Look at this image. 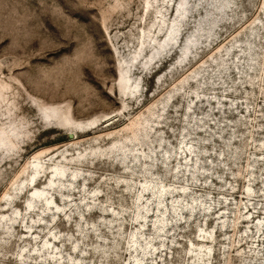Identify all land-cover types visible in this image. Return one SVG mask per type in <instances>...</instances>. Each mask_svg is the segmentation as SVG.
I'll return each mask as SVG.
<instances>
[{
	"label": "rangeland",
	"instance_id": "rangeland-1",
	"mask_svg": "<svg viewBox=\"0 0 264 264\" xmlns=\"http://www.w3.org/2000/svg\"><path fill=\"white\" fill-rule=\"evenodd\" d=\"M178 2L0 0V264H264V0Z\"/></svg>",
	"mask_w": 264,
	"mask_h": 264
},
{
	"label": "bare ground",
	"instance_id": "bare-ground-1",
	"mask_svg": "<svg viewBox=\"0 0 264 264\" xmlns=\"http://www.w3.org/2000/svg\"><path fill=\"white\" fill-rule=\"evenodd\" d=\"M216 2L218 3L219 7H222V5L225 4V0H216ZM178 4H179V6L177 7V13H178V17H179V15H183L187 11V9H188L187 8L188 0H179ZM178 34H179L178 26H176L175 23H174V25H169L165 35L160 40L161 42L162 41L164 42L162 47H164L165 44H175L176 41H177V38H178ZM190 36H188L184 40L183 48L185 50L188 49V44L187 43L190 41ZM151 54H153V51L151 52ZM152 58H153V56H152ZM133 85H134L133 82L130 81V77L128 75V72L126 74V68L125 67H120L119 68V73H118V86H119L121 92H123V94H125V95L128 94L127 89H130L131 87H133ZM123 87L125 89H123ZM137 92H138V90H137ZM135 94H136V92H134L133 90L130 89V95L134 96ZM45 109L51 110V111H55L56 114L59 113V112H64L60 108L55 107V106H45V108L43 109V114H44V110ZM63 115L64 114H62V117H63ZM62 117L57 119V121H58V123H57L58 125L57 126L60 127V128H65V129L71 130L72 133L75 132L76 130H80V129H83V128H87L89 126H95L96 125V119H94V120H73L72 118H69V117L67 118L66 116H65V118H62ZM143 135H144V133H143ZM34 170H35L36 173L37 172L39 173V171L37 169H34ZM50 173H51L52 176H55L56 173H58L60 175H64V169L63 168H59V166L55 165V166H53V169L51 170ZM52 182H53V179L50 178V183H52ZM30 184H32L34 186V188H32L30 190V196L32 198L35 197V196L41 198L43 196V194H44V191L39 189V188H37L35 186L34 173L32 174V176L30 178ZM47 202L48 203L50 202L49 198H47ZM31 207H32V203H31L30 200H28V205H27L26 208L28 209V208H31Z\"/></svg>",
	"mask_w": 264,
	"mask_h": 264
}]
</instances>
